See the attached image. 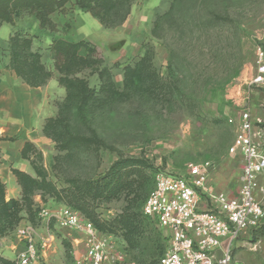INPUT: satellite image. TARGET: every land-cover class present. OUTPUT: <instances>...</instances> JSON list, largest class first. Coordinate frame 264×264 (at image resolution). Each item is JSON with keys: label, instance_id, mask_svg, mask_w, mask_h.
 Masks as SVG:
<instances>
[{"label": "rangeland", "instance_id": "rangeland-1", "mask_svg": "<svg viewBox=\"0 0 264 264\" xmlns=\"http://www.w3.org/2000/svg\"><path fill=\"white\" fill-rule=\"evenodd\" d=\"M75 13L76 9L67 5L63 12L50 16L55 21L53 26L39 27L40 32L32 26L33 16L16 21V29H20L15 32L33 39V50L40 52L46 69V63L53 65L50 71L57 78L52 53L46 48L50 45L38 35L79 41L81 21ZM9 29L3 25L0 30L1 52L7 49V42L2 41ZM98 41L94 46L100 67L110 69L118 90L122 89L124 65L148 56L173 96L131 94L130 99H122L111 110L89 113L85 118L74 109L65 110V120L57 128L59 136L89 138L95 134L107 148L96 151L82 147L58 154L50 140L53 151L35 161L46 170L48 179L58 189L65 188L76 181L97 179L120 156L138 158L145 160L148 167L135 171L132 179L147 194L153 189L155 173L184 174L188 165L211 162L206 191L236 196L241 163L228 149L237 131L239 113L247 107L253 118L264 123V86H247L256 73L257 48L264 52V0H132L125 22L114 29L102 27ZM77 76L91 87L99 84L91 69ZM31 172L34 177L32 168ZM132 197L124 194L110 202L95 203L94 208L101 219L108 221L126 211L136 214L142 230L137 249L126 251L121 237L108 236L116 247L124 249L129 264H158L169 232L144 218L141 206L130 203ZM31 199L30 208L23 206L19 213L21 221L0 237V247L16 241L22 244L17 230L30 226L38 245L36 264H80L86 252L83 239V250L78 255L65 236L70 229H62L54 216L64 209L76 210L49 195L35 193ZM201 202L203 210L210 208L205 194ZM42 208L50 216L40 217ZM231 250L233 264H264V224L235 241Z\"/></svg>", "mask_w": 264, "mask_h": 264}, {"label": "trees", "instance_id": "trees-1", "mask_svg": "<svg viewBox=\"0 0 264 264\" xmlns=\"http://www.w3.org/2000/svg\"><path fill=\"white\" fill-rule=\"evenodd\" d=\"M69 4L76 11L90 14L103 28L114 29L122 25L129 16L132 0H0V27L4 24L14 27L19 18L30 15L41 29H49L53 26L50 16L63 12ZM48 49L53 55L54 68L59 74L58 84L65 89V98L63 103H57V115L45 121L42 131L45 137L55 143L54 148L58 154L82 147H93L96 151L107 148L104 141L95 134L89 138L76 134L59 136L57 128L65 120L66 111L74 109L79 116L85 118L89 113L111 110L122 99H130L131 94L143 93L165 98L173 96L171 88L155 73L148 56H143L133 64L124 65L122 89L118 90L112 72L107 67H100L98 50L87 40L71 42L53 38ZM81 51L85 53L84 56L80 55ZM5 52L8 57L5 68L14 71L26 85L41 87L52 78V72L41 62L40 52L33 50L31 37L20 31L13 33L7 41ZM86 69L97 74V87L89 86L87 80L77 76ZM21 157L30 163L35 176L12 169V174L21 188V198L11 203L6 202L5 188L0 183V237L21 221L19 213L23 211V206L30 208L32 196L40 193L71 206L98 232L121 237L126 244V251L138 248L142 234L138 216L126 211L111 221L103 220L96 213L94 204L110 202L125 194L133 196L130 203L135 202L137 207H142L149 192L146 194V189L141 190L142 186L132 177L135 171L148 167L145 160L120 156L97 179L76 181L69 187L58 189L48 179L46 170L36 164L35 161L41 159L42 154L32 144H25ZM130 208L131 204L127 210ZM0 264L14 262L0 255Z\"/></svg>", "mask_w": 264, "mask_h": 264}, {"label": "built area", "instance_id": "built-area-1", "mask_svg": "<svg viewBox=\"0 0 264 264\" xmlns=\"http://www.w3.org/2000/svg\"><path fill=\"white\" fill-rule=\"evenodd\" d=\"M256 56V73L248 87L264 86L261 48H257ZM228 152L241 163L236 196L206 191L211 162L188 165L184 174H154V186L143 202L141 214L169 232L158 264H233V243L264 224V123L253 118L247 107L239 113ZM204 194L210 206L207 210L201 207ZM39 215L50 216L43 208ZM54 216L60 227L83 236L86 252L80 264H129L124 249L116 247L112 237L98 232L77 211L64 209ZM17 234L24 249L16 255L14 264H36L38 245L33 229L24 226Z\"/></svg>", "mask_w": 264, "mask_h": 264}, {"label": "crops", "instance_id": "crops-1", "mask_svg": "<svg viewBox=\"0 0 264 264\" xmlns=\"http://www.w3.org/2000/svg\"><path fill=\"white\" fill-rule=\"evenodd\" d=\"M75 14L81 21L77 33L80 36L79 40L84 39L93 45L98 44L102 26L88 13L76 11ZM51 20L55 23L52 18ZM16 26L17 24L14 27L10 26L7 38L2 42L6 43L9 37L20 29H16ZM32 26L40 32L36 20ZM2 27L3 25L0 30ZM38 39L42 41L45 39L49 46L52 38L43 33L38 35ZM80 55L84 56V53L81 51ZM52 56L50 54V57ZM7 62L6 53L0 50V183L5 188L6 202L11 203L21 198V188L12 174V169L32 175L30 163L21 157L25 144H32L44 157L53 151V143L44 136L42 130L45 121L57 115V103L64 100L65 89L58 84L56 75L52 76L44 86L30 87L23 83L14 71L5 68ZM46 65L49 70L53 69L52 64L46 63ZM77 234L79 233L72 230L65 231L66 238L72 242L75 251L80 255L83 250L80 244L83 238H79ZM41 245L44 246L43 243ZM23 249L24 244L16 241L1 245L0 255L6 260L14 261L16 255Z\"/></svg>", "mask_w": 264, "mask_h": 264}]
</instances>
